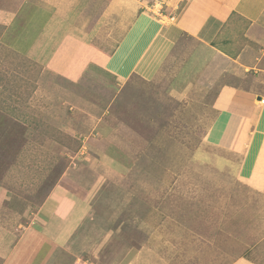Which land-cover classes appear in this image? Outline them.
<instances>
[{
	"label": "rangeland",
	"instance_id": "obj_1",
	"mask_svg": "<svg viewBox=\"0 0 264 264\" xmlns=\"http://www.w3.org/2000/svg\"><path fill=\"white\" fill-rule=\"evenodd\" d=\"M12 13L0 12V229L28 225L56 181L73 173L91 184L93 200L72 240L77 264L134 256L133 264H264L259 194L239 177L243 157L209 144L211 122L198 104L192 112L180 89L179 105L137 91L142 107H133L125 84L75 69L84 58L76 50L44 69L16 44L31 13L20 22ZM104 138L107 146L93 149Z\"/></svg>",
	"mask_w": 264,
	"mask_h": 264
},
{
	"label": "crops",
	"instance_id": "obj_2",
	"mask_svg": "<svg viewBox=\"0 0 264 264\" xmlns=\"http://www.w3.org/2000/svg\"><path fill=\"white\" fill-rule=\"evenodd\" d=\"M3 9L19 22L31 13L32 22L24 26L33 34L27 37L24 28L16 44L44 69L76 50L84 58L74 62L75 69L125 84L135 96L133 107H142L137 91L179 105L181 89L192 112L198 104L208 114L209 144L243 157L239 177L252 184L246 187L259 194L256 205L264 208V0H0ZM170 78L175 85L165 89ZM107 142L92 147L102 149ZM222 159L232 160L224 153ZM89 187L87 179L65 173L28 225L1 227L0 264H77L72 240L92 212Z\"/></svg>",
	"mask_w": 264,
	"mask_h": 264
}]
</instances>
